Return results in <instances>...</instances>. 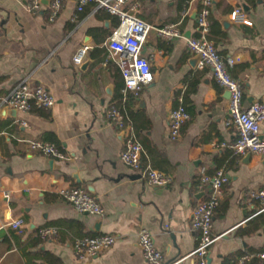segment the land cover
<instances>
[{
    "label": "crops",
    "instance_id": "crops-1",
    "mask_svg": "<svg viewBox=\"0 0 264 264\" xmlns=\"http://www.w3.org/2000/svg\"><path fill=\"white\" fill-rule=\"evenodd\" d=\"M30 3L0 0V100L29 79L42 85L55 103L48 110L16 111L14 117L2 115L0 106V264H148L138 244L142 230L166 263L194 264L190 254L198 233L191 227V213L205 196L194 182L201 171L213 175L217 170L228 182L214 212L212 233L219 238L209 249L207 264H230L261 252L264 219L255 215L259 203L249 193L264 187V158L235 157L231 145L236 132L225 127L229 97L208 69L190 65L194 55L186 40L196 36L192 14L199 3L193 2L184 18L181 0L142 3L139 17L152 27L143 55L150 61L153 82L137 97L123 96L119 68L106 47L117 24L114 16L91 4L78 13L77 0H62L56 19L49 22L48 8L31 14ZM238 6L251 25L231 22L223 30L218 18L230 20ZM210 20L208 39L222 57L234 59L230 74L241 84L243 107L263 102V0H213ZM171 24L178 25L181 37L160 39L156 29ZM83 45L89 50L76 67L72 58ZM179 96L191 119L172 140L168 115ZM111 105L125 116L142 146L141 169L164 173L171 179L167 186H148L139 171L120 161L124 135L107 119ZM259 133L264 138V122ZM33 140L54 144L68 159L31 152L27 141ZM73 187L95 197L103 215L78 213L65 202L60 192ZM16 220L24 224L20 236L9 227ZM43 228L56 229L57 238L39 240L37 232ZM98 235L115 241L97 256L77 260L74 242Z\"/></svg>",
    "mask_w": 264,
    "mask_h": 264
},
{
    "label": "built area",
    "instance_id": "built-area-1",
    "mask_svg": "<svg viewBox=\"0 0 264 264\" xmlns=\"http://www.w3.org/2000/svg\"><path fill=\"white\" fill-rule=\"evenodd\" d=\"M148 0H77L76 11L91 4L95 11H104L117 19L116 26L110 32L106 47L109 57L119 68L123 81L122 94L125 97L131 94L138 96L141 89L153 82L150 61L143 55V47L146 42L150 25L140 17L142 3ZM198 2L200 7L196 14V36L186 40L187 50L194 56L200 57L198 66L208 69L217 86L228 91V113L225 127H233L236 139L231 145L235 157L242 158L247 154L264 158V138L260 136L259 128L264 122V101L253 103L243 107V93L241 84L234 79L230 70L234 65V59L222 57L215 49L214 44L208 39L210 32V7L213 0H186L182 11V17L189 14L188 7ZM62 0H52L48 8V21L53 22L60 10ZM264 4V0H263ZM43 8L39 0H31L27 11L37 14ZM76 16L72 21H76ZM233 24L250 26L242 9L238 6L230 14ZM157 36L167 42L181 37L178 25H165L156 29ZM89 46H81L72 58L74 66L79 67L84 62ZM54 99L50 93L40 84L25 79L19 82L11 92L0 100V106L18 112H29L32 109L48 110L54 106ZM107 119L118 133L124 135V149L120 154V161L128 168L140 172L139 178L150 187H165L171 179L157 170L149 167L141 169V156L143 149L132 132V128L126 122L125 116L115 106L111 105L107 110ZM191 119L190 113L182 105V98L178 97V106L172 109L168 115L170 137L175 140L181 128ZM31 152L38 153L51 159H68L66 155L54 144L39 140L27 141ZM228 182V178L222 170H217L213 175H207L201 171L195 179V187L205 194L191 213V227L198 233V244L190 256L194 264H207V256L212 244L219 238L212 233V221L214 212L219 206L222 188ZM4 196H7L6 194ZM60 197L70 204L74 210L82 214H90L101 217L103 210L97 199L81 187H73L60 192ZM249 197L259 203V209L255 215H262L264 219V187L258 191L249 193ZM24 224L22 220L10 223L15 236L22 234ZM37 238L41 241L57 238V230L43 228L37 232ZM115 238L110 235H98L84 237L74 242L73 250L77 260L84 262L97 256L100 252L110 248ZM138 244L144 260L148 264H175L166 263L163 254L154 246L150 234L140 231ZM264 260V248L255 255H243L230 264H247L252 259Z\"/></svg>",
    "mask_w": 264,
    "mask_h": 264
},
{
    "label": "water",
    "instance_id": "water-1",
    "mask_svg": "<svg viewBox=\"0 0 264 264\" xmlns=\"http://www.w3.org/2000/svg\"><path fill=\"white\" fill-rule=\"evenodd\" d=\"M39 1H40V3L42 4L43 7H44V6L48 7V6L50 5V2H51L52 0H39ZM40 13H41V14L44 13V10L41 9ZM195 16H196V14H195V12H194V13L192 14V18L194 19ZM218 20H219V22H220V24H221L223 30L228 29L229 26L231 25V21L229 20L228 17H221V18H218ZM108 27H109L108 22H106V23H105V28H108ZM199 60H200V57H199L198 55L194 56V57L192 58V60H190V65H191V67L194 68V67L199 63ZM106 93H107V95H111V89L108 88V89L106 90ZM226 96L229 97V93H228V91H226ZM263 101H264V100H263ZM138 102H139V105L142 106V102H141V101H138ZM6 112H7L8 115H11L12 117H14V116L16 115V111H15V110H12V109H9V110H8L7 108H3V109H2V115H3L4 113H6ZM120 137L122 138L123 135L121 134ZM249 155H250V154H247V155H246L245 160L249 158ZM157 188H160V187H157ZM201 195L203 196L204 194L201 193Z\"/></svg>",
    "mask_w": 264,
    "mask_h": 264
},
{
    "label": "trees",
    "instance_id": "trees-1",
    "mask_svg": "<svg viewBox=\"0 0 264 264\" xmlns=\"http://www.w3.org/2000/svg\"><path fill=\"white\" fill-rule=\"evenodd\" d=\"M185 1H186V0H181V3H185ZM115 26H116V24H115ZM117 98H119L118 95L115 96V99H117ZM131 98H132V97L130 96L129 99H131ZM183 101H184V95H183Z\"/></svg>",
    "mask_w": 264,
    "mask_h": 264
}]
</instances>
